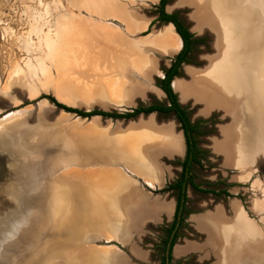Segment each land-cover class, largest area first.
<instances>
[{"label":"rangeland","instance_id":"374dc122","mask_svg":"<svg viewBox=\"0 0 264 264\" xmlns=\"http://www.w3.org/2000/svg\"><path fill=\"white\" fill-rule=\"evenodd\" d=\"M158 1L0 0V264H68V253L72 252L73 257L78 249L52 246V226H61L63 230L67 222L63 223L64 217L58 215L42 214L41 209L50 207V200L47 205L43 197L50 195L53 180L59 181L68 175L72 168L69 166L99 158L95 153H116L114 159L119 160L116 164H121V157L125 164L133 167H142L146 158L148 163L151 160L150 173L147 167L136 166L135 169L143 171L154 182L153 189L145 187V190L165 195L164 191L157 192L159 183L154 176L166 180L171 175L173 181L180 159L178 154L169 159L161 157L166 154L162 149L170 130L181 139L178 125L169 115L139 113L118 119L98 115L81 117L54 104L81 111L118 113L165 104L159 82L163 70L180 50L181 41L175 33L179 41L176 51L158 47L157 43L171 26L155 19ZM190 1L165 0L163 7L193 35L194 41L170 86L188 118L199 123L200 131L197 138L200 165L193 169V180L202 191L189 188L184 221L174 244L191 243L192 250L174 256L172 264H263L264 185L252 173L250 160L255 159V154L264 156L259 149L264 139V118L259 131L256 127L258 150L252 151V155L249 153L250 156L245 154L247 147L242 150V146L246 141L243 144L240 139L237 154L241 159L235 164L238 171L235 181L240 182L236 186L249 189L248 200L252 199L253 212L258 215H249L257 225L258 231H253L256 237L248 240L238 228L225 230L219 226L217 233L227 241L217 248L213 242V245L207 243L204 233L193 229L194 222L190 220L191 215L201 214L219 203L227 210L231 194L237 191L228 187L229 169L219 166L221 157L214 153L219 148L213 144L215 132L232 126L234 116L215 108L206 112L201 102L189 96L182 99L179 89L173 87L176 83L178 87L191 88L192 80L196 81L217 66L208 62L209 58L217 59L213 36L196 26L197 10L188 5ZM226 44L224 47L228 46ZM229 50L225 49L226 57H222L226 62L230 60ZM238 50L245 52L242 48ZM118 85L122 86V92L115 91ZM24 110L27 113L12 117ZM241 117L238 123L243 130L249 123ZM229 120L231 123L226 126ZM133 136L147 137L138 151H135L136 143L125 145ZM221 137L222 141L223 134ZM226 141L223 147L231 144L230 140ZM225 163L232 165L226 158ZM124 171L139 182L147 181L126 167ZM154 171L156 173H152ZM251 175L253 180L247 182ZM211 190L215 194H211ZM223 190L231 192L230 196L222 194ZM220 215L222 225L225 221ZM242 223L246 224L238 219V224ZM167 224L162 217L159 223L146 228L140 246L149 252V260L137 263L135 258L129 257L126 264H156L161 252L151 244L155 248ZM254 245L251 253L248 249ZM120 250L129 255L127 249Z\"/></svg>","mask_w":264,"mask_h":264},{"label":"crops","instance_id":"0c3cea01","mask_svg":"<svg viewBox=\"0 0 264 264\" xmlns=\"http://www.w3.org/2000/svg\"><path fill=\"white\" fill-rule=\"evenodd\" d=\"M168 134L167 140L171 132L169 131ZM165 143L162 150H165L166 154L164 156L159 154L157 159L160 156L167 159L176 156L177 153H173L170 146ZM221 152L225 156L226 151ZM101 154L106 155L103 152L95 153V155H100L99 158L91 156L94 160H89L86 164L69 166L72 168L68 175L62 180H53L50 195H44L48 196L43 199L47 200V205L50 200V207L41 209L42 214L58 215L64 217L62 218L63 223L67 222L63 230L61 226L57 227L55 224L52 226V242H54L52 246L78 249L73 257L72 252L68 253V264H126L129 262V257L135 258L137 263L146 262L149 260V252L142 250L143 247L140 246L145 237L146 228L159 223L162 217L169 220L173 209L172 196L169 193L154 195L145 190V187L153 189L154 182H151V177L145 176L143 171L135 167H147L146 171L150 173L153 166L150 165L151 160L148 163L146 158L143 160L142 167L140 165L133 167L132 164H125L121 157V164H116L119 161L118 158L114 159L117 156L116 153L107 154L106 157ZM149 156L151 154L147 157ZM125 167L146 178L147 181L139 182L138 178L126 175ZM154 179H157L159 183L156 186L158 189L165 184V180L159 176H154ZM148 182L150 185L147 184ZM230 199L227 210L223 203H219L201 214L190 216V220L194 222L193 229L204 233L207 243L210 242L211 245L213 242L217 248L223 247V242L227 239H223L222 234L218 235L219 225L215 228L218 223L212 220L213 215L218 217L219 213L222 214L225 222L221 227L225 230L229 227L239 228L238 219H243L251 225V232L258 231L256 223L246 216L239 199ZM208 219L213 223V228L211 230L200 229L199 223ZM36 232L39 231L36 230ZM245 234L241 232L245 239L252 240V236ZM121 248L127 249L129 255H125L120 250ZM191 250V243L183 242V244L174 245L172 257H179ZM249 250L251 253L254 252L252 248Z\"/></svg>","mask_w":264,"mask_h":264},{"label":"bare ground","instance_id":"6f19581e","mask_svg":"<svg viewBox=\"0 0 264 264\" xmlns=\"http://www.w3.org/2000/svg\"><path fill=\"white\" fill-rule=\"evenodd\" d=\"M191 2L195 3L196 6H192ZM188 5L195 11L197 10V17L194 20L196 26L200 27L202 31L208 30L213 36L218 60L209 58L208 62L209 65L212 63V65L217 64V66L211 67L210 73L207 72L197 78L196 81L192 80L194 86L191 88L190 86L187 88L178 87L176 83H173V87L179 89L182 99L189 96L193 100L201 102L204 106L203 110L206 112L215 108L234 116L233 125L222 128V140L224 141L217 144V148H219L217 152L226 151V160L235 165L241 159L239 158L240 155L237 154L240 151L238 145L240 139L243 144L246 141L242 150L247 147L246 151H249L248 153L245 152L247 155L250 156L252 151L258 150L255 142L258 131L262 127L263 120L261 119L264 118V0H192ZM172 28L170 26L162 41L157 43L162 50L176 51L178 48L179 41L175 32H172ZM226 43L228 46L224 47ZM257 45L260 47L259 50L254 49ZM239 48L244 49L245 52L239 53ZM225 49L229 50L230 54L228 62L224 60L227 52H224ZM221 60L225 62L222 63ZM122 89V86L118 85L115 91L122 92ZM235 109L242 111V114ZM25 113L27 110L20 111L12 117L22 116ZM241 115L244 116L243 120L249 123V126H245L246 128L244 127L243 130L238 123L242 119ZM170 132L169 140L165 144L170 146L173 153H179L181 147L179 137L173 131L170 130ZM146 139V136L129 137L125 145L131 146L136 143L137 150L135 151H138ZM227 139L230 140L231 144L228 147H223L222 144L227 142ZM259 149L264 154V139L259 144ZM220 216V213L218 217L212 216V220L218 223L215 228L218 225L220 227L223 225H221L223 221H221ZM201 224L204 230L213 228V223L209 219L203 220ZM238 229L240 233H246L250 237L255 235L247 223L239 224ZM239 232L238 234H240ZM254 247L256 246L249 248L254 249Z\"/></svg>","mask_w":264,"mask_h":264},{"label":"flooded vegetation","instance_id":"af4514ba","mask_svg":"<svg viewBox=\"0 0 264 264\" xmlns=\"http://www.w3.org/2000/svg\"><path fill=\"white\" fill-rule=\"evenodd\" d=\"M163 10H164V8H163ZM164 12L166 13V11H164ZM166 14L172 16L177 22L180 23L179 19L175 15L169 14V13H166ZM155 19L157 21H160V22H165V21L161 20L160 13L158 12V9L156 11ZM166 23H169V22L166 21ZM180 25L182 28H184L181 23H180ZM187 33L190 34L189 31H187ZM189 41H190V44H189V46H190L192 41H194L193 35L190 36ZM181 64H182V62L177 67L176 72H178V69H179ZM170 66H171V62L169 64V66L163 70V72H162L163 76L161 77V79L164 77V73L167 70H169ZM176 75L177 74H175L171 78L170 82L172 81V79ZM170 88H171V86H170ZM171 90H172V88H171ZM161 92L163 93L162 90H161ZM163 95L165 98V104H161V106L166 107L169 105V102H168L167 97L165 96L164 93H163ZM176 102L179 105L177 99H176ZM106 112H108V111H106ZM111 113H118V112H111ZM150 113H155V112H150ZM156 113L163 114V115H169L173 120H175L176 124L178 125L179 131L181 133V139L179 138L181 147H180V152L177 153L178 156L180 157V159L178 160L179 161L178 166L175 169V170H177V174L174 176L173 181H171V175L167 176V179L165 180L164 187L158 189L159 191H157V192L164 191L165 193H169L172 196V199H173L172 214H171L169 220H167L168 224L166 226H164V229L162 231L163 232L162 237H160L159 240L157 241V243L155 244V248H154V244L153 245L151 244L153 249H157V251L161 252V255L158 257V261L156 264H172L173 263V261H172V258H173L172 257V248H173L175 241L177 239V234L179 232L182 221H184V214L186 212V202H187L188 189L191 188L195 191H200V192L202 191L201 189H198V187L195 185L194 180H193V169L200 165V160L198 158L199 147L197 145V138H198V135L200 134V131L198 129L199 123L198 122L197 123L192 122V120L190 118H188L187 113H185V116L187 119V123L190 126L188 132H186L185 130L182 129L181 123L179 122V120L177 119V117L175 116V114L172 111H169L166 113H160V112H156ZM98 116L109 117L111 119H118L117 117H111V116H101V115H98ZM230 123H231V121L229 120V122H228V124H226V126L229 125ZM184 131L186 132L187 136H189V139H186V135H185ZM215 134H216L215 135V142L213 144L217 145L221 141V138H222L221 134L222 133L220 130H218V133L215 132ZM222 141H224V140H222ZM214 153L217 154V156L221 157L220 163L222 165L219 163L220 164L219 166H222L225 169L226 168L229 169L228 170L229 171V174H228L229 186L228 187H233L234 189L237 190L234 194L233 193L231 194V192L224 191V190L221 193L226 195V196L227 195L230 196V194L233 195V196H230L231 198H238L240 203H241V206L243 207L245 214L248 218H249V215H251V217L252 216L257 217L258 215H256L252 209L253 208V201H252V199L248 200V197H247L248 196L247 191L249 189H246L245 188L246 186L245 187L236 186V183H240V182H238L237 180L235 181V178L238 176L237 175L238 171L235 168V165L225 163V158H224L223 153L221 154L215 150H214ZM255 156H256L255 159L250 160L251 164L253 166L252 173L254 174V176H257L258 180L261 181L264 185V156L260 153L255 154ZM176 157H177V155H176ZM223 165H227V166L224 167ZM170 173H171V170H170L169 174ZM254 176L251 175L247 182L253 180ZM177 183H180V188L177 189V188L171 187ZM242 185H244V184H242ZM203 192H205V191H203ZM180 193H182L181 195H183L182 199H180L181 208L179 209V211L176 212L177 200H179L178 198L180 196ZM210 193L215 194L212 190L210 191ZM249 194H251V193H249ZM260 197H261V195H260ZM173 234H174V240L171 244V239H172Z\"/></svg>","mask_w":264,"mask_h":264},{"label":"trees","instance_id":"16d2710c","mask_svg":"<svg viewBox=\"0 0 264 264\" xmlns=\"http://www.w3.org/2000/svg\"><path fill=\"white\" fill-rule=\"evenodd\" d=\"M164 2H165V0H159L158 1L157 9H158V12L160 13V18H161V20H163L165 22L167 21V22L172 24L173 29H174L175 33L178 35V37L180 38L181 45H182L180 50L178 51V53L172 59L171 66H170L169 70H167L164 73V77L159 82V88L163 91V93L165 94V96L167 97V100L169 102L168 106L164 107L161 105H149L146 107L135 108V109L131 110L130 112H126V113H111V112H106V111H101V110L81 111L78 109H72L70 107L63 106L57 102H54V104L56 106L62 108L64 111L72 112V113H75V114L82 116V117L101 115V116H111V117H117V118H129V117L136 116L139 113H150V112L166 113V112L172 111L175 114V116L177 117V119L179 120V122L181 123L182 129L185 130L186 132H188L190 126L187 123V119L185 116L186 112L184 109L181 108V106H179L177 104L175 95L170 88V80L175 74H177V72H176L177 67L184 60L186 54L189 52V48H190L189 38L191 35L189 33H187V31L181 27L180 23L177 22L172 16H170L164 12V10H163ZM186 132H185L186 139H189V136H187ZM171 187L178 189V188H180V183H177ZM181 194L182 193H180V196L178 198L179 200H177L176 212L179 211V209L181 208L180 199H182V197H183V195H181ZM173 240H174V234L172 235L171 244H172Z\"/></svg>","mask_w":264,"mask_h":264},{"label":"water","instance_id":"95a60500","mask_svg":"<svg viewBox=\"0 0 264 264\" xmlns=\"http://www.w3.org/2000/svg\"><path fill=\"white\" fill-rule=\"evenodd\" d=\"M168 25H171L172 26V24H170V23H167ZM173 27V26H172ZM175 32V31H174ZM172 88V87H171ZM173 90V89H172ZM8 106V105H7ZM6 105L4 106V107H7ZM4 109H6V108H4ZM90 111V110H89ZM101 111H103V110H101Z\"/></svg>","mask_w":264,"mask_h":264}]
</instances>
